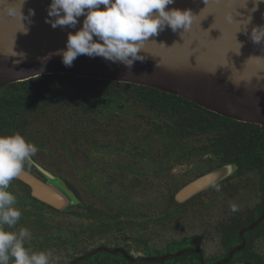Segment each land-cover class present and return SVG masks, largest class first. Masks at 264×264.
Here are the masks:
<instances>
[{
  "label": "flooded vegetation",
  "instance_id": "obj_1",
  "mask_svg": "<svg viewBox=\"0 0 264 264\" xmlns=\"http://www.w3.org/2000/svg\"><path fill=\"white\" fill-rule=\"evenodd\" d=\"M112 115L102 130H89L95 114L76 113L71 130L17 132L39 149L24 170L43 184L60 179L73 196L60 209L14 179L8 191L27 204L7 230L27 228L26 247L50 251L49 264H264L262 158L243 166L234 151L169 129L158 145L139 110ZM59 228L63 242L45 245Z\"/></svg>",
  "mask_w": 264,
  "mask_h": 264
},
{
  "label": "water",
  "instance_id": "obj_2",
  "mask_svg": "<svg viewBox=\"0 0 264 264\" xmlns=\"http://www.w3.org/2000/svg\"><path fill=\"white\" fill-rule=\"evenodd\" d=\"M16 3L0 4V91L43 76L73 75L148 87L188 100L224 118L264 127V43L250 41L255 24L251 28L244 26L245 18L235 21L244 30L239 31L204 20L195 9L194 0H175L166 10L190 9L197 16L191 29L174 33L166 28L150 37L140 53L146 59L135 62L131 70L120 63L85 55L74 60L69 68L62 64L60 56H52L46 62L43 58L65 49L68 33L79 30L84 17L79 18L75 29H53L45 23L51 0H28L23 14L33 9L35 15L28 33L24 34L20 22L6 15L7 5ZM203 4L216 8L220 16L229 19L238 18L235 14H240L242 9L228 7L226 0H207ZM46 177L49 184H43L24 170L18 179L32 189L35 198L63 209L73 194L60 179L47 174Z\"/></svg>",
  "mask_w": 264,
  "mask_h": 264
},
{
  "label": "clouds",
  "instance_id": "obj_3",
  "mask_svg": "<svg viewBox=\"0 0 264 264\" xmlns=\"http://www.w3.org/2000/svg\"><path fill=\"white\" fill-rule=\"evenodd\" d=\"M26 3L27 0H18L6 8V15L20 22L24 34L28 33L35 15L33 9H29L27 15L23 14ZM174 3L175 0H51L45 23L53 29H75L79 18L83 16L84 19L79 30L68 33L65 49L48 53L43 62L52 56H60L62 64L70 68L74 60L85 55L120 63L131 70L135 62L146 59L140 53L150 37L166 28L174 33L191 29L197 16L190 9L166 10ZM249 39L253 44L264 43V25H255ZM38 150L19 133L0 135V264H49L50 251L34 252L26 247V241L31 240L27 228L9 231L5 227H15L22 215L16 207V196L8 191L10 183L24 173L25 162ZM232 210L237 209L233 206Z\"/></svg>",
  "mask_w": 264,
  "mask_h": 264
},
{
  "label": "trees",
  "instance_id": "obj_4",
  "mask_svg": "<svg viewBox=\"0 0 264 264\" xmlns=\"http://www.w3.org/2000/svg\"><path fill=\"white\" fill-rule=\"evenodd\" d=\"M115 109L125 112L139 110L140 117L153 120L158 145L165 143L169 129L174 137L180 138L200 134L212 144L213 150L234 151L240 156L243 166L259 163L261 158L264 162L263 127L226 119L185 99L148 87L73 75L43 76L0 91V135L71 130L69 127L74 122L72 116L76 113L87 116L95 114L99 120L90 122L89 130L94 126L102 130V124L97 125L105 119L115 120L112 115ZM166 118L170 120L169 126ZM130 134L125 135V139ZM47 136L49 134L44 135V138ZM125 146L123 148L126 150ZM19 194L17 204L26 205V198ZM62 233V228L46 233L49 237L44 236L45 245L50 239L57 244L62 243Z\"/></svg>",
  "mask_w": 264,
  "mask_h": 264
},
{
  "label": "bare ground",
  "instance_id": "obj_5",
  "mask_svg": "<svg viewBox=\"0 0 264 264\" xmlns=\"http://www.w3.org/2000/svg\"><path fill=\"white\" fill-rule=\"evenodd\" d=\"M12 1H18V0H0L1 2H7V3H12ZM28 1V0H27ZM196 3V10L199 11V15L203 17L204 20L215 23L216 19L217 21L219 19H226V16H220V11L216 10V8H208V6L203 4L202 0H194ZM226 3L228 7H241V13H236L237 15L234 19H231L232 22L231 24L227 25L228 27H232L236 30L239 31H244L237 27L235 24V21L238 19H243L245 18L246 20L252 21L251 25L255 24V19L258 17V20L260 21V25H264V0H226ZM255 15V16H254ZM244 20V19H243ZM254 20V21H253ZM245 21V20H244ZM248 25V24H247ZM249 25L248 27L251 28L252 26Z\"/></svg>",
  "mask_w": 264,
  "mask_h": 264
},
{
  "label": "rangeland",
  "instance_id": "obj_6",
  "mask_svg": "<svg viewBox=\"0 0 264 264\" xmlns=\"http://www.w3.org/2000/svg\"><path fill=\"white\" fill-rule=\"evenodd\" d=\"M255 16V15H254ZM255 19V25H260V21L258 20V17H256V18H254ZM248 21V22H247ZM245 20L244 22L246 23V24H244V26H249V25H251V23H252V21H250V20ZM254 21V20H253ZM231 22H232V20L231 19H229V16L227 17L226 16V19H219L218 21H217V19H216V21H215V24L217 23V24H224V25H229V24H231ZM248 24V25H247ZM252 27H253V25H251Z\"/></svg>",
  "mask_w": 264,
  "mask_h": 264
}]
</instances>
